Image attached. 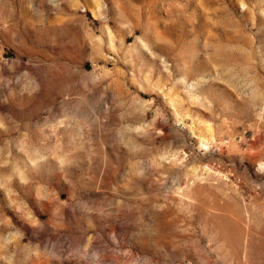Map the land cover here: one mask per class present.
Masks as SVG:
<instances>
[{"label":"rangeland","instance_id":"1","mask_svg":"<svg viewBox=\"0 0 264 264\" xmlns=\"http://www.w3.org/2000/svg\"><path fill=\"white\" fill-rule=\"evenodd\" d=\"M0 264H264V0H0Z\"/></svg>","mask_w":264,"mask_h":264}]
</instances>
